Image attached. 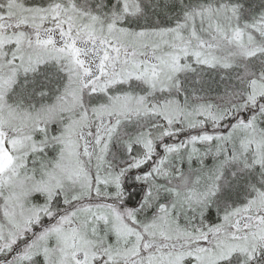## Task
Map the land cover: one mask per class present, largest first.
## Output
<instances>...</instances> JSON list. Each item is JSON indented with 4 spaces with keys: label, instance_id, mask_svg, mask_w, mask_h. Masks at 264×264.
I'll return each mask as SVG.
<instances>
[{
    "label": "snow or ice",
    "instance_id": "snow-or-ice-1",
    "mask_svg": "<svg viewBox=\"0 0 264 264\" xmlns=\"http://www.w3.org/2000/svg\"><path fill=\"white\" fill-rule=\"evenodd\" d=\"M0 264H264V0H0Z\"/></svg>",
    "mask_w": 264,
    "mask_h": 264
}]
</instances>
